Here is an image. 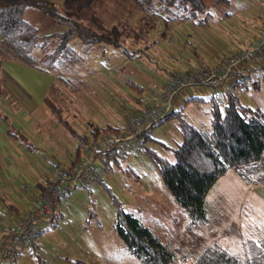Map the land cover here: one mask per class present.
<instances>
[{
	"label": "rangeland",
	"instance_id": "rangeland-1",
	"mask_svg": "<svg viewBox=\"0 0 264 264\" xmlns=\"http://www.w3.org/2000/svg\"><path fill=\"white\" fill-rule=\"evenodd\" d=\"M208 12L210 23L197 28L200 32L187 23L160 22L155 31L142 36V41H131L132 48L146 51L141 57L127 58L122 49L105 45L86 54L81 52L86 61L78 66L77 77L70 76L77 78L75 90L61 87L60 95L51 91L53 84L58 85L54 72L3 60L4 72L0 76L3 89L0 99L2 203H8L10 194L19 200H23L25 194H36L35 184L54 170V163L62 165L68 162V155L74 154L76 140L50 113L44 104L46 97L60 108L62 118L80 135L87 132L90 124L122 127L123 115L140 108L136 103L139 96L128 88L131 80L139 79L146 90L163 76L159 72L172 66V59L185 71L194 61L182 64L180 60L195 59V50L208 59L203 62L212 65L209 57L232 52V43L243 46L255 41L264 22V0H221ZM99 13L106 28L122 21L127 14L129 25L135 28L142 16L129 0H102ZM40 31L53 33L51 29L40 28ZM148 44H152L149 50L145 48ZM252 66L248 65L247 69ZM256 80L257 75L253 74L250 85ZM220 92L221 89L198 86L187 89L184 99L198 96L208 100L216 94L223 105ZM236 93L241 105L257 109L264 116L263 83L260 82L257 89L250 86ZM181 108L188 123L209 132L211 102H191ZM150 137L148 143L144 141L146 145L173 162L171 150L181 139L178 121L172 119L153 128ZM127 164L137 176L117 168L105 169L107 176L103 183L109 191L103 184L96 183L90 188L91 192L83 188L70 193L59 204L57 214L60 216L54 224L41 227L43 233L37 239L35 255L27 251L17 257L14 264H36L37 258L46 264H141L127 251L113 229L112 197L152 233L178 248L181 255L178 262L192 264L205 248L215 243L230 253H238L248 241L264 239V185L247 184L235 170L229 169L206 196L205 224H194L174 201L159 171L144 153L140 157L127 156ZM26 209L27 206L18 211Z\"/></svg>",
	"mask_w": 264,
	"mask_h": 264
},
{
	"label": "trees",
	"instance_id": "trees-1",
	"mask_svg": "<svg viewBox=\"0 0 264 264\" xmlns=\"http://www.w3.org/2000/svg\"><path fill=\"white\" fill-rule=\"evenodd\" d=\"M129 1L142 15L138 19L140 24L135 25V28L129 25L128 14L122 21L119 20L106 28L101 23L99 13L102 0H64L61 6L49 0H0V76L4 72L3 60L52 71L56 74V83L59 86L53 84L51 91L60 95L61 87L75 90L77 78L72 79L70 76L77 77L78 66L86 61L84 54H81L83 51L86 54L89 50L111 46L113 49H122L127 58L133 59L141 57L146 51L144 48H132L131 41H142V36L146 32L149 35L155 31L160 22H188L205 26L210 21L209 9L206 8L204 0ZM28 9L54 19L65 30L61 33L39 35L36 29L23 19V12ZM150 45L152 44L146 45L145 48L149 50ZM253 74L257 75L258 80L250 85ZM232 75L235 78V87L220 93L223 105L217 100L216 94L208 100L195 96L184 101V105L191 102H211L209 132L188 123L183 117V108L172 110L165 118L152 125L153 129L172 119L178 121L181 139L171 150L173 162L146 145L151 140L150 136L144 140V154L159 171L162 182L174 201L194 224H205L206 196L229 169L235 170L247 184L264 185V116L257 109L241 105L236 93L238 89L248 90L250 86L257 89L260 82L264 84V64L251 69L244 68ZM219 86L213 88L218 89ZM128 87L141 95V88L135 84L129 83ZM2 97L0 78V99ZM44 104L58 123L76 140L74 154L68 155L70 164L76 163L81 157L82 148L102 133L117 131L120 128L109 123L103 126L90 124L87 132L80 135L62 118L60 108L49 97L44 99ZM126 117L127 115H123V119ZM98 160L97 164L103 169L114 171L117 168L120 172L137 176L128 166L127 156L108 150L100 154ZM57 166L58 164L54 163V168ZM58 183L59 181L48 174L35 184V188L38 194H44ZM98 183L103 184V188L109 191L103 181ZM84 189L91 192L90 188ZM112 203L115 207L113 229L127 251L141 264H186L178 262L181 256L178 248L168 241H163L133 213L124 210L116 197H112ZM59 216L55 214L50 224H54ZM42 230L38 232L36 240ZM28 251L31 255L37 252ZM36 264L46 262L37 258ZM192 264H264V239L258 242L248 241L238 253H230L219 244H212L205 248Z\"/></svg>",
	"mask_w": 264,
	"mask_h": 264
},
{
	"label": "built area",
	"instance_id": "built-area-1",
	"mask_svg": "<svg viewBox=\"0 0 264 264\" xmlns=\"http://www.w3.org/2000/svg\"><path fill=\"white\" fill-rule=\"evenodd\" d=\"M261 64H264V22L255 41L226 54L217 64L199 62L188 70L174 72L160 85H150L137 99L140 108L127 115L119 130L102 133L81 151L76 163L65 162L50 172L59 183L49 192L37 193L29 203L31 207L20 213L0 215V229L5 232L0 240V264H13L22 250L37 251L36 236L42 226L50 223L59 204L75 189L91 188L104 181L107 171L97 165L100 154L111 150L140 157L144 153L145 137L151 136L152 125L174 110V99L181 92L217 85L221 92L229 91L236 83L232 73Z\"/></svg>",
	"mask_w": 264,
	"mask_h": 264
},
{
	"label": "crops",
	"instance_id": "crops-1",
	"mask_svg": "<svg viewBox=\"0 0 264 264\" xmlns=\"http://www.w3.org/2000/svg\"><path fill=\"white\" fill-rule=\"evenodd\" d=\"M49 1H51L52 3H54L57 6H61L63 4V2H64V0H49ZM218 1H221V0H204V4H205L206 8L211 9ZM23 19L26 22H28L30 25H32L36 29V31H37V33L39 35H49V34H53V33H61V32H63L65 30V28L63 26H61V25H58L56 23V21H54V20H52L50 18L44 17L41 13L36 12V11H33V10H30V9L25 10L23 12ZM184 23L189 24L193 28L196 27L195 29H196L197 32H200V30H198V29H200V28L202 29L204 27V26H199V25H195V24H190L188 22H184ZM208 23H210V21ZM208 23H207V25H208ZM207 25H205V26H207ZM40 28H42V30L51 29V30H53V33H45L46 31L42 33V31H40ZM258 31H259V29H258ZM251 43H252V41H250L248 44H245L243 46H241L239 43H232L233 46H234L233 51L234 50H237L239 48L246 47V46H248ZM228 53H230V52H226V53H222V54H216V55H212V56L208 55V56H210L209 58H211V60H212L211 62H213V64H217L221 60V58L223 56H225L226 54H228ZM182 56L184 57V56H186V54H183ZM203 60H207L208 61L207 58H205L204 56H201V54L195 50V59H190L189 57H186V59H182V60H180V62L182 64H183V62H184V64H188L189 62L194 61V62H192L191 64H189L187 66V67L192 68L197 63L203 62ZM170 64H172V66L168 70H164V71L159 72L163 76H161V75L159 76V79H157V83H152V84H162L175 71H179L180 68H181L177 60H173L172 59V61L170 62ZM140 82H142V81H139V79H136V82L135 81H132V80L129 82V83L135 84L138 88H141V92H142V93H140L141 95H138L137 94L139 97H141L144 94V90H145L144 87H142L140 85L141 84ZM128 88H130V87H128ZM185 91L181 92L174 99V102H173L174 110H179V108L183 107L184 101L186 100V99H184V97L186 95L184 93ZM136 103H137V99H136ZM116 126L119 127L120 125H116ZM36 194L34 193L31 196H30L29 193L28 194H25L27 196L24 195V199L23 200L22 199L19 200L18 198H15L12 194H10L9 199H8L9 201L7 200L8 203H2V199H0V215L7 216V214L8 213H11V212L20 213V211H18V210H23V209L26 208V206H27V208H30L31 205L29 203L32 202V200L35 198ZM56 215H58L57 214V211H56ZM2 228L5 229L6 228V224L2 225ZM4 234H5V232L0 229V240L3 239ZM38 237H37V239H38ZM36 243H37V240H36ZM27 251L28 250H22L20 252L19 256L21 254H23V253H27ZM28 253L30 254L29 251H28Z\"/></svg>",
	"mask_w": 264,
	"mask_h": 264
}]
</instances>
